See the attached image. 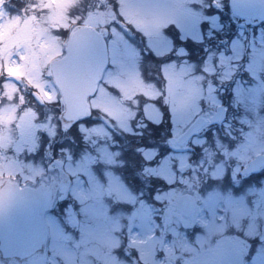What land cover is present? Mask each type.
<instances>
[{
  "label": "rangeland",
  "instance_id": "rangeland-1",
  "mask_svg": "<svg viewBox=\"0 0 264 264\" xmlns=\"http://www.w3.org/2000/svg\"><path fill=\"white\" fill-rule=\"evenodd\" d=\"M82 1L0 0V72L4 67L35 85L47 84L43 70L63 52L66 31L78 23L106 28L107 49V65L87 97L88 117L63 122L65 136L79 128L85 143L74 150L65 146L60 165L22 159L23 147L35 142L29 112L16 121L21 127L13 131L11 149L1 132L11 136L7 125L0 131V179L15 171L29 185L60 179L44 213L43 247L23 262L0 257V264H264V164L259 172L238 175L246 160L264 153V18L238 26L226 0H91L85 9ZM159 98L170 136L145 147L140 154L147 163L132 173L137 150L125 155V147L111 145V130H130L139 111L160 122L153 102ZM222 103L231 107L224 125L236 131L226 133L234 147L219 134H205L206 124L189 143L177 145L196 118L207 120ZM6 116L0 115L2 124ZM196 145L200 156L193 161L188 158ZM153 174L167 187L153 192ZM182 192L195 197L189 217L176 208Z\"/></svg>",
  "mask_w": 264,
  "mask_h": 264
},
{
  "label": "water",
  "instance_id": "water-1",
  "mask_svg": "<svg viewBox=\"0 0 264 264\" xmlns=\"http://www.w3.org/2000/svg\"><path fill=\"white\" fill-rule=\"evenodd\" d=\"M228 2L231 13L246 18L247 23H255L258 18L264 17V0ZM106 61V46L100 32L89 26H80L70 33L64 55L51 62L52 77L64 102L65 119L74 120L87 111L86 96L93 92ZM224 116L225 107L221 104L208 122L221 121ZM204 122V118H196L178 137L177 142H184ZM263 163L264 154H256L240 172L255 171ZM52 194V187L43 183L35 187H19L16 183L5 181L0 186L1 256L24 258L42 247L46 234L43 212ZM194 203L193 195L185 192L179 195L176 208L181 214L188 216Z\"/></svg>",
  "mask_w": 264,
  "mask_h": 264
},
{
  "label": "flooded vegetation",
  "instance_id": "flooded-vegetation-1",
  "mask_svg": "<svg viewBox=\"0 0 264 264\" xmlns=\"http://www.w3.org/2000/svg\"><path fill=\"white\" fill-rule=\"evenodd\" d=\"M237 25H243L245 24V20L241 17L235 16ZM230 21V20H229ZM186 48H188V45H186ZM47 76L46 80H48L47 84H43L42 82H38L37 85L33 84L31 79L27 76H17L15 74L13 75H4L2 79L0 78V115L2 114L3 117L6 116L5 123L2 124L0 122V131L3 129L4 125H7V129L9 131L10 135H7L8 132L3 129L1 132L5 135L6 138L10 139V142H7L6 148L11 149L13 146L14 137L12 135H15L13 131L16 133V128L20 130V127L17 126L16 121H20L22 119V114L29 112V116H33V120L35 122V142L33 143V148L37 149L38 147H42L44 151V155L47 154V147L53 149L54 148V142L55 141V147H56V154H61L63 151V120H62V97L60 94L57 93V87L54 84L49 67L46 69ZM13 76L14 81L18 84L14 83H8L6 76ZM239 77V75H237ZM159 79V77H157ZM7 81V82H6ZM161 84V82H160ZM10 90V91H8ZM12 90V92H11ZM42 90L44 92V102L41 99H37V95H41ZM6 92H9L7 94ZM11 92V94H10ZM33 97L38 101L40 105L45 104L43 108H39L38 106L34 108L33 105H36L34 102ZM42 96H40L41 98ZM49 104V105H48ZM10 105V108L7 106ZM47 106H49L47 108ZM59 108V116L58 111L56 110ZM61 114V115H60ZM28 115V114H27ZM17 116L18 120L15 119ZM29 116H27V120H29ZM2 117V118H3ZM50 124V126H49ZM18 130V131H19ZM17 134H19L17 132ZM113 135V133H112ZM111 135V142L110 144H113L112 142L117 139H125L126 134L120 132L119 138L116 137V134L113 136ZM7 136V137H6ZM47 137V138H46ZM4 140V136H3ZM48 140H51V143L49 144ZM3 143V142H2ZM115 146H121V144H114ZM28 148L27 146L23 147V149ZM108 151V150H107ZM58 155H51L50 160L54 162L55 157ZM126 155V152H125ZM97 152H95L94 157H97ZM18 171L13 172L10 175H7L6 177L0 179V183L3 180H14V175L17 174ZM20 175V173H19ZM23 177V175H22ZM49 180L55 181L56 179L50 178ZM55 186V184H54ZM126 238L123 239V244H126Z\"/></svg>",
  "mask_w": 264,
  "mask_h": 264
},
{
  "label": "trees",
  "instance_id": "trees-1",
  "mask_svg": "<svg viewBox=\"0 0 264 264\" xmlns=\"http://www.w3.org/2000/svg\"><path fill=\"white\" fill-rule=\"evenodd\" d=\"M82 2H84V3H82L83 9H85V6L90 5V7H91L93 5L91 0H83ZM209 44H213V43H211V41H209ZM57 109L59 110V108H57ZM167 115H165V117H163V119L158 123H153L147 119H144L146 127L144 128L143 138L139 137L140 140L133 139V140L128 141L129 148L130 149L134 148V146H131L132 143L136 144L135 146H142L143 149L147 146L149 147L152 145H158V143L165 137V135L162 134L163 131H165L166 129L168 131V129L170 127V119ZM216 131H217L216 133L220 135V139L224 141L225 145H228V146L233 145L232 142H226L225 138L222 137V134H224V131H221V130H216ZM209 133H211V132H209ZM200 147L201 146L197 145V147L194 148L195 150H193L192 153L190 154V160L196 161L195 159H197V157L200 154ZM232 147H230V148H232ZM163 152H164V150H160L159 154L162 155ZM152 160L153 159L149 160V162H151ZM151 178H152L151 179L152 182L149 183V187H150V189H151V187L153 188V192L154 191H161V189H163L162 186H166V184L162 178L154 177V176H152ZM129 184L132 187H137V182L135 180L130 179ZM172 185H169V186H172ZM152 201L154 203H157L156 200H152Z\"/></svg>",
  "mask_w": 264,
  "mask_h": 264
}]
</instances>
